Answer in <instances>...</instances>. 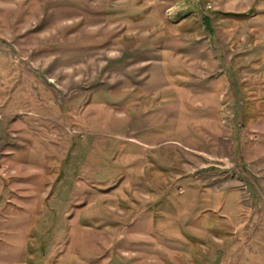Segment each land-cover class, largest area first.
Returning <instances> with one entry per match:
<instances>
[{
    "label": "rangeland",
    "instance_id": "374dc122",
    "mask_svg": "<svg viewBox=\"0 0 264 264\" xmlns=\"http://www.w3.org/2000/svg\"><path fill=\"white\" fill-rule=\"evenodd\" d=\"M0 264H264V0H0Z\"/></svg>",
    "mask_w": 264,
    "mask_h": 264
}]
</instances>
